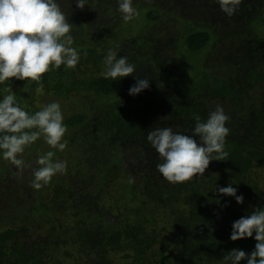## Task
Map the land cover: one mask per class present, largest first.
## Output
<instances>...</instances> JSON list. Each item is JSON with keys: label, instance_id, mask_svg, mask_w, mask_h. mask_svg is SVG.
Instances as JSON below:
<instances>
[{"label": "trees", "instance_id": "trees-1", "mask_svg": "<svg viewBox=\"0 0 264 264\" xmlns=\"http://www.w3.org/2000/svg\"><path fill=\"white\" fill-rule=\"evenodd\" d=\"M60 3L72 23V46L82 55L75 69L61 65L45 73L43 89L63 101L76 94L84 106L64 120L68 144L60 153L67 171L41 190L29 183L28 198L5 192L14 170L0 160V200H5L0 202V264H220L234 248L250 252L253 239L231 241L229 235L234 220L264 206L259 175L264 173V39H250L246 45L245 31L236 35L225 28L231 17L224 14L220 23L217 17L209 19L207 9L211 14L214 0H133L142 24L152 29L149 36L132 39L122 32L116 0H89L83 11L74 0ZM255 3L242 0L235 15L254 21L248 17ZM199 5L205 8L201 14ZM185 9H195L194 14H184ZM244 11L248 13L240 14ZM225 38L236 46L243 39V47L236 51L228 43L218 48ZM181 41L188 52L184 62L176 59ZM213 43L219 53L207 57L203 76L184 81L177 66ZM117 45L118 55L136 65L134 75L150 80L149 88L134 97L128 94L133 76L112 81L100 75L107 50ZM36 90L40 86L29 81L26 92ZM217 105L231 118L226 125L229 155L211 161L202 177L168 183L156 170L161 161L146 140L148 131L171 127L191 135L194 116L204 120ZM132 153L138 156L136 163L128 158ZM130 170H136L135 177ZM229 183L243 194V204L215 193L217 185ZM19 199L29 210L13 214ZM163 215L174 217L177 228L166 244L159 227ZM58 217L62 221L56 227ZM46 225L49 230L37 233ZM109 256L120 257L121 263Z\"/></svg>", "mask_w": 264, "mask_h": 264}, {"label": "clouds", "instance_id": "clouds-1", "mask_svg": "<svg viewBox=\"0 0 264 264\" xmlns=\"http://www.w3.org/2000/svg\"><path fill=\"white\" fill-rule=\"evenodd\" d=\"M228 17L239 11L242 0H214ZM89 0H74L76 9L83 11ZM117 12L124 23L131 22L139 13L133 0H116ZM61 7L60 0H0V85L8 81L6 95H0V160L9 162L20 170L25 165L19 158L27 147L43 138L52 149L63 152L68 144L64 139L67 125L58 101L40 106L32 112L22 107L11 88L12 78L17 81H35L43 89L42 77L49 71L75 69L81 60V52L73 47L72 23ZM117 45L109 48L104 56V79L118 81L133 76L135 83L128 94L136 96L149 88V79L134 75L136 65L126 56L118 55ZM86 55V53H84ZM221 105L210 111L202 120L194 116L191 135L173 131L171 127L148 131L146 140L158 154L156 170L170 184L190 181L204 176L211 161H224L230 133V121ZM55 153L47 151L38 155V167L32 173L30 187L41 190L52 178L67 171V162L54 160ZM216 186L215 193L234 198L240 205L243 194L238 188ZM227 207V203L224 205ZM251 238L255 241L250 252L234 248L222 256L220 264H264V206L253 207L247 215L231 224L229 239L238 241Z\"/></svg>", "mask_w": 264, "mask_h": 264}, {"label": "rangeland", "instance_id": "rangeland-1", "mask_svg": "<svg viewBox=\"0 0 264 264\" xmlns=\"http://www.w3.org/2000/svg\"><path fill=\"white\" fill-rule=\"evenodd\" d=\"M257 3H255L256 6V10L251 11L250 16L248 18L250 19H255L254 21H250L248 20V22L246 20H244L243 18L239 17L240 15H235L233 17H231V19H227L226 21H224V25L225 28H228L230 30H233L234 34L238 35V33L240 31H245V34H248V37H245L244 39V43L247 45L248 41L251 39H256L258 41H260L261 39H264V0H256ZM215 3V2H214ZM201 6V5H199ZM212 9L211 14H209V10L207 9V16L209 19H213L215 17H217L216 19H218V23H220L222 21V19H225L224 13H222L219 9V6L215 3L213 5V3L210 5L209 9ZM201 11L198 10L199 14H201L202 11H205L204 6L200 7ZM194 10L193 12L192 10L189 11L187 9H185V13L184 14H194ZM138 15L131 21L133 22L132 24H128V23H124V27H121L123 34L125 35L126 38L128 39H132V38H141L144 37L146 35H148L149 33V29H152V25H143L142 24V12L138 11ZM247 11H244L240 14L245 15L247 14ZM198 14V15H199ZM220 14H222V16H220ZM221 18V19H220ZM246 21V22H244ZM223 25V26H224ZM219 27V26H218ZM226 31V30H225ZM149 36V35H148ZM237 37V36H236ZM242 39V38H240ZM243 40V39H242ZM242 40L239 42L238 46L239 47H243L241 46L242 44ZM229 43V39L225 38L223 39L218 48H222L223 45H228ZM231 43V44H230ZM230 46L232 48H234V50L238 51L239 47L234 45L232 42H230ZM256 43V42H255ZM254 43V44H255ZM218 44V43H217ZM215 49V43L210 44V46H207V48H205L203 51H201L196 58H192L190 59V61H187L185 63L182 64L181 67L177 66V68L180 70L181 72L184 73V81H186L187 83L191 82V81H195L196 77H202L203 74L205 73L204 69L206 66L205 65V61L207 59V57H209V55H213L216 52L219 53V49ZM176 51H178V57L176 58L178 61L184 62V56H188V52L184 46V42H179L177 44V47L175 48ZM232 51H234L233 49H231ZM251 50V49H249ZM248 50V51H249ZM247 51V52H248ZM247 52H245L244 54H246ZM243 54V55H244ZM182 58V59H181ZM197 68V69H196ZM208 72V71H207ZM212 72V71H211ZM238 72V71H237ZM208 75V74H207ZM241 79V77H240ZM29 81H17L15 80V78H12V83H11V88L13 90L14 93H16L17 96V100L20 102L22 107H25L26 110H30V111H37L39 110L40 106L50 103L52 101H58L61 104V109L64 115V120L74 114L75 111L80 110L83 108V103L84 100H81L80 97L76 96V94L71 95V97H69L66 101L61 100L59 97L53 95L52 92H47L44 89L43 90H36L34 92H26V88L28 85ZM8 81L5 82L4 85H0V92L2 93V95H6L7 92L5 91L6 86L8 85ZM215 109V108H213ZM67 137V132L65 134V137ZM36 149V150H35ZM35 149H30L27 152H23L22 154H20L19 158L24 159L25 165H28L29 167H24L20 170L16 169L15 166L11 167L12 170H14L13 175L10 176V178L7 176V179L9 180L8 185L6 184L4 187V191L8 192H15L18 196V198L26 196V198H28V195L31 193L30 187L28 185V187L26 188L27 184H29L31 182V177H32V173L33 171L38 167V165L36 164V159L38 156L34 155V153L37 151H48V149H52L50 148L43 140L40 141L38 146H35ZM60 152L55 153V156L53 157L54 160H65L66 157H64L62 154L60 155ZM136 157H138L136 154L132 153L128 158L129 160H133V162H137ZM140 161H143L142 158H140ZM124 169L128 170V166L127 163H124ZM140 170H143V168H140ZM135 172L136 170H130L127 173L131 175V177H135ZM6 174L4 173L3 176H5ZM261 180L264 179V173L260 172L259 173ZM252 180L256 179V176H252L251 177ZM30 182H29V181ZM260 188L262 190V192H264V185L260 184ZM3 199V198H2ZM0 200L1 203H5V200ZM264 199V196H263ZM18 205L14 207L13 209V214H17L18 215V210H19V214H23L24 212H28L29 210V205L26 204L24 205L22 202V204L20 203V199L17 201ZM109 204V202L107 203ZM163 221L162 223L159 225V227L161 229H163V237L162 239L164 240V243H169L172 241V237L174 236L177 228L176 225H172V221L174 220V217H164L161 216ZM168 220V223L166 224V221L164 220ZM62 221V217H58L57 219V223L55 224L56 227H59ZM49 230V226L46 225L44 227V230L38 231L37 233L43 234V232ZM39 234V235H40ZM59 234V233H58ZM39 235H32V237H37ZM70 251H73V248L70 249ZM110 257V256H109ZM110 259L112 261H115V263H121V258L116 256H111ZM62 264H72L71 261H62Z\"/></svg>", "mask_w": 264, "mask_h": 264}]
</instances>
